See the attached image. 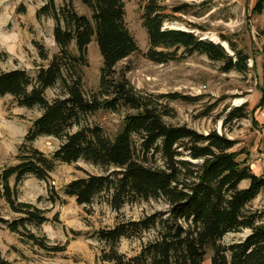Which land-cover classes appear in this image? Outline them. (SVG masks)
<instances>
[{"label":"trees","instance_id":"16d2710c","mask_svg":"<svg viewBox=\"0 0 264 264\" xmlns=\"http://www.w3.org/2000/svg\"><path fill=\"white\" fill-rule=\"evenodd\" d=\"M89 16L78 14L72 2L60 8L55 0L36 12V18L54 22L53 40L58 52L35 78L24 70L0 73V99L10 96L19 107L41 110L26 141L52 137L60 146L47 157L29 150L20 162L0 172V199L20 217L11 222L0 219L7 229L26 238L47 252L64 249L50 247L30 233L27 226L39 227L48 218L45 211L17 200L21 181L34 177L50 179L57 164L84 161L103 174H87L70 182L64 195L77 205L90 207L101 197L119 212L127 204L163 200L165 212H155L137 221H121L113 228L100 230L98 241L105 245L101 264H204L211 253V264H264V210H252L250 204L264 193V177L256 176L243 151H236L235 140L212 130L202 134L185 125L173 126L165 118L173 116L168 102L193 99L178 94L153 95L135 89L117 65L139 52L125 23L122 0H80ZM186 7V6H185ZM158 0H148L142 13L149 49L145 58L165 64L176 58L180 49L187 55H204L221 63L220 71L246 73L249 57L230 40L224 39L233 55L220 44L204 40L191 32L163 29L168 17ZM181 9H178L179 12ZM264 0H256L253 13L262 14ZM95 38L101 58L99 87L86 95L82 70L88 67L87 49ZM74 44L75 52L71 50ZM39 58L48 59L44 47L35 43ZM59 87L51 101L45 91ZM257 108L264 106V81ZM165 100V101H163ZM247 104L232 109L223 126L248 118ZM125 110L121 129L111 138L87 119L99 111ZM14 178V185L9 182ZM243 183H247L244 187ZM49 194H53L49 189ZM60 197L55 194L51 202ZM248 230L241 241L223 244L225 236ZM153 232V239L141 245V251L128 257L119 251L123 239H142ZM0 264H9L0 253Z\"/></svg>","mask_w":264,"mask_h":264},{"label":"rangeland","instance_id":"374dc122","mask_svg":"<svg viewBox=\"0 0 264 264\" xmlns=\"http://www.w3.org/2000/svg\"><path fill=\"white\" fill-rule=\"evenodd\" d=\"M70 1L78 14L89 16V11L80 0H55V5L60 8ZM122 1L126 27L139 52L120 62L116 71L124 73L129 83L143 93L178 94L193 99L191 102L180 99L168 102L173 116L164 119L167 124L185 125L202 134L215 130L235 140L236 151L249 147L255 139L251 112L258 104L257 96L264 81V11L260 15L253 13L254 0H158L168 17L163 29L191 32L201 39L223 45L224 50L233 55L224 41L227 39L249 57L246 73H222L221 63L211 62L204 55H187L182 49L174 60L165 64H155L146 59L149 43L142 27V13L148 0ZM45 3L46 0H0V73L24 70L35 78L40 68L47 67L57 54L53 20L36 18V12ZM178 9L181 10L177 12ZM35 43L44 47L48 56L46 61L39 58ZM73 46L71 50L75 52ZM87 58L88 67L82 70V80L84 91L89 95L99 87L102 67L95 38L88 46ZM58 95V86L45 91L48 101ZM245 103L248 118L223 126L227 114ZM41 113L38 108L19 107L10 96L0 99V172L17 165L31 149L47 157L58 149L60 141L52 137H39L32 143L26 141L28 131ZM125 114V110L118 113L99 111L87 122L98 125L113 138L121 129ZM87 174L100 175L103 172L89 163L78 161L71 165L57 164L47 181L34 177L21 181L17 200L44 210L49 220L39 227L27 226L28 231L45 240L50 247L64 250L47 252L40 249L19 234L10 232L0 222V253L9 264H101L99 258L105 245L98 241L100 230L111 229L121 221H137L155 212L168 210L163 200H149L127 204L119 212H114L105 197L98 198L90 207L79 206L75 198L67 197L63 192L70 182ZM9 184L11 187L14 185V178ZM49 189H52V195ZM55 194L60 200L52 203ZM250 208L264 210V193L250 204ZM19 217L4 199H0V219L11 222ZM248 234V230L228 234L222 243L228 245L241 241ZM154 235L150 232L142 239H123L119 251L134 257L141 251V245L153 239ZM210 257L211 253L204 264H211Z\"/></svg>","mask_w":264,"mask_h":264},{"label":"crops","instance_id":"0c3cea01","mask_svg":"<svg viewBox=\"0 0 264 264\" xmlns=\"http://www.w3.org/2000/svg\"><path fill=\"white\" fill-rule=\"evenodd\" d=\"M254 2H256V0H254ZM260 97L261 92L259 91L257 96L258 102ZM251 116L252 124L255 126L253 132L255 139L252 144L250 143L251 145L249 147L240 149L243 151L240 158L246 159L250 169L256 176L264 177V106L261 108H257L256 106L252 110ZM243 184L247 185V183Z\"/></svg>","mask_w":264,"mask_h":264},{"label":"bare ground","instance_id":"6f19581e","mask_svg":"<svg viewBox=\"0 0 264 264\" xmlns=\"http://www.w3.org/2000/svg\"><path fill=\"white\" fill-rule=\"evenodd\" d=\"M224 47H225V49L227 48V46L224 44ZM229 52V51H228Z\"/></svg>","mask_w":264,"mask_h":264},{"label":"water","instance_id":"95a60500","mask_svg":"<svg viewBox=\"0 0 264 264\" xmlns=\"http://www.w3.org/2000/svg\"><path fill=\"white\" fill-rule=\"evenodd\" d=\"M175 30H179V29H175ZM223 46V45H222Z\"/></svg>","mask_w":264,"mask_h":264}]
</instances>
